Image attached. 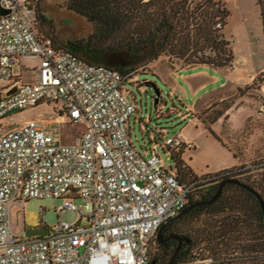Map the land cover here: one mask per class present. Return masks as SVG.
I'll use <instances>...</instances> for the list:
<instances>
[{
	"label": "built area",
	"instance_id": "obj_1",
	"mask_svg": "<svg viewBox=\"0 0 264 264\" xmlns=\"http://www.w3.org/2000/svg\"><path fill=\"white\" fill-rule=\"evenodd\" d=\"M0 126L9 111L61 104L69 125H82L73 143L62 139L59 118H37L0 133V264H148L158 229L189 202L190 187L167 167L185 145L180 132L138 149L130 120L139 109L125 79L111 68L57 50L33 29L25 0H0ZM24 58L39 65L34 83L13 74ZM190 147V145H186ZM57 199V223L44 235L13 229L11 209L29 199ZM81 201L77 207L73 200ZM75 211L72 223L60 220ZM201 262V261H197ZM196 262V263H197ZM211 260H204L210 264Z\"/></svg>",
	"mask_w": 264,
	"mask_h": 264
},
{
	"label": "trees",
	"instance_id": "obj_2",
	"mask_svg": "<svg viewBox=\"0 0 264 264\" xmlns=\"http://www.w3.org/2000/svg\"><path fill=\"white\" fill-rule=\"evenodd\" d=\"M227 1L68 0V10L92 23L94 32L85 39L59 41L53 20L40 7L42 0H25L34 11L32 25L39 38L50 39L57 50L69 52L87 64L118 71L125 79V86L140 74L139 70L145 71L159 60H165L175 70L195 67L232 69L235 63L232 42L224 34L230 17ZM257 6L264 40V0H257ZM263 78L264 70L250 84L238 87L237 95L210 106L211 113L202 124L224 147L228 148L214 134L211 125L225 115L234 100L248 96L250 90H259ZM125 91L129 94L126 88ZM58 115L63 116V112L59 110ZM163 131L158 133L159 139ZM226 132L228 129L223 127L224 136ZM185 148L187 146L183 145L173 150L170 161L175 171L169 167L181 183L190 187L188 205L212 198L219 183L226 178L245 184L258 193L264 202V171L258 173L259 178L255 180H251L249 175L251 171L264 169L263 166L249 171L244 169V165H238L214 175L198 177L182 159ZM233 156L241 164L238 156L234 153ZM204 215L221 218L202 224L198 230L189 228L191 222ZM179 225L186 228H178ZM171 235L190 241L181 245L174 264H197V261L206 259L211 260L210 264H264L262 211L256 197L238 185L225 184L215 202L192 208L178 216L173 221ZM201 243L207 244L204 251H199L202 249L198 246L196 248ZM176 246L175 240L160 246L155 239L148 264H168ZM237 249L247 254L235 259L232 254Z\"/></svg>",
	"mask_w": 264,
	"mask_h": 264
},
{
	"label": "rangeland",
	"instance_id": "obj_3",
	"mask_svg": "<svg viewBox=\"0 0 264 264\" xmlns=\"http://www.w3.org/2000/svg\"><path fill=\"white\" fill-rule=\"evenodd\" d=\"M67 3L68 0H42L40 7L53 20L55 35L59 41L87 38L94 32V25L68 10ZM227 3L230 17L224 28V34L232 42L235 56L232 69L216 72L210 68H197L190 71L195 73L200 71V73L193 75L187 81L176 79L173 85L168 79V74L175 69L165 60H159L145 71L139 70L140 74L126 85L129 92L128 99L139 109L138 119L134 120L133 117L130 120V133L134 145L141 149L148 142L149 146L147 131L158 138V133L165 130L162 134L164 139L180 131L186 138V142L184 141L186 145L192 144L184 149L182 159L198 177H207L232 168L233 154L228 152V148L238 156L241 160L239 166L244 165L245 170L264 167V108H262L264 78L259 90H250L248 96L234 100V104L225 112V115L211 125L212 131L219 137L224 138L228 133L227 138L222 140L228 148L218 142L202 124V121L211 113L210 106L217 103L215 99L218 96L225 95L227 97L224 99H227L237 95L238 87L243 88L250 84L264 70V40L257 0H228ZM38 65L39 60L36 58L21 59L14 66L13 74L20 79L21 83H34L37 79L35 68ZM225 76L227 85L225 88L216 90L220 82H224ZM202 85L205 87L200 89ZM195 104L198 111L194 117L188 116L184 120L181 119V115L188 113L187 108H193ZM207 105L210 106L205 108ZM60 108V103L57 106L42 103L37 107L14 113L1 122L0 130L5 131L12 126H19L37 118H59ZM59 119L62 120L60 126L62 139L66 143H73L83 126L69 125L65 117ZM248 120L250 121L247 123ZM229 122L232 129H243L237 134H231ZM223 127L228 129L225 136L222 134ZM159 152L165 165L171 166L175 171L172 161L167 160L166 156ZM262 171L264 169L251 171L249 173L251 180L258 179V173ZM73 202L80 207L79 199H74ZM61 204L62 200L32 198L23 201L21 205H15L11 209L14 231L20 232L23 226L25 230L39 228L41 208L45 209L47 226L53 227L57 223L54 210ZM220 218L221 216L212 218L211 215H204L197 221L191 222L189 228L198 230L202 224ZM76 219L77 213L70 210L65 211L60 217V220L65 223H72ZM178 228L183 229L186 226L179 225ZM197 246L202 249L199 251H204L207 244H198L196 248ZM243 254L247 253L237 249L232 256L235 259H241ZM197 264H204V260Z\"/></svg>",
	"mask_w": 264,
	"mask_h": 264
},
{
	"label": "water",
	"instance_id": "obj_4",
	"mask_svg": "<svg viewBox=\"0 0 264 264\" xmlns=\"http://www.w3.org/2000/svg\"><path fill=\"white\" fill-rule=\"evenodd\" d=\"M72 12V11H71ZM7 11L3 10L1 7H0V15H4L6 14ZM74 13V12H73ZM77 15V14H76ZM79 16V15H78ZM19 112L18 110H12V111H9L7 114H11V113H17ZM225 184H234V185H238L246 190H248L250 193H252L256 199L258 200L259 202V205H260V209L262 211V218H263V222H264V202L261 198V196L256 193L254 190H252L251 188H249L248 186H246L245 184L239 182L238 180L236 179H233V178H226V179H223L220 183H219V186H218V189L216 191V193L213 195L212 198H210L209 200L207 201H202V202H197V203H193L191 205H188L185 209H183L177 216H175L174 218L170 219L168 222H166L165 224H163L157 231V234H156V240L157 242L161 243L162 240H161V237H162V228L164 226H166L169 222L173 221L174 219H176L178 216H181L182 214H184L185 212H187L188 210L192 209V208H195V207H198V206H204V205H210L212 204L213 202L216 201V199L220 196L221 194V191H222V188ZM47 230L46 229H42V228H36V229H29V230H26V235L29 236V237H32V236H40V235H44L46 234ZM166 240H175L177 242V246L175 248V251L172 255V257L170 258L169 260V263L168 264H174V261L176 260V257L177 255L179 254V251H180V248H181V245L183 243H186V244H189L190 241L188 238H185V237H180V236H176V235H171L169 236L168 238H166Z\"/></svg>",
	"mask_w": 264,
	"mask_h": 264
},
{
	"label": "crops",
	"instance_id": "obj_5",
	"mask_svg": "<svg viewBox=\"0 0 264 264\" xmlns=\"http://www.w3.org/2000/svg\"><path fill=\"white\" fill-rule=\"evenodd\" d=\"M38 60V59H37ZM197 68H204V67H195V68H187V69H179V70H174V71H172L171 73H169L168 75V79H169V81H170V83H172L173 85H175V80L176 79H180V80H189L193 75H195V74H198V73H200V71L198 72V73H195V72H192V71H190V70H196ZM216 72H220V71H223V70H215ZM187 72H189V74L187 73ZM226 77V76H225ZM19 79V78H18ZM227 77L225 78V80H224V82H220V85H219V87L216 89V90H219V89H222V88H225V86L227 85ZM20 80V79H19ZM234 86H236V84L234 85ZM205 87V85H202L201 87H200V89L201 88H204ZM225 97H227V96H225V95H220V96H218L216 99H215V101H221L222 99H224ZM196 105L197 104H195V106L193 107V108H187V110H188V113L187 114H185V115H181V119H186L188 116H193L194 117V114L198 111V109L196 108ZM210 105H207L205 108H208ZM204 108V109H205ZM201 109H203V108H201ZM179 116V115H178ZM197 118V117H196ZM1 127V126H0ZM229 127L231 128V132L232 133H238V132H240L242 129H239V130H234V129H232V127H231V124H230V122H229ZM2 131L0 130V133H1ZM180 132V131H179ZM180 134H181V137H183V139H185V140H183V142L185 141L186 142V138L182 135V133L180 132ZM220 138H222L221 136H220ZM224 138H222V140H223ZM184 142V144L186 145V143ZM190 146H192V144H190ZM228 152L229 153H231V154H233L229 149H228ZM233 161H234V163H233V166H232V168L233 167H236V166H238L239 164H240V162H239V160L237 159V158H235L234 156H233Z\"/></svg>",
	"mask_w": 264,
	"mask_h": 264
},
{
	"label": "flooded vegetation",
	"instance_id": "obj_6",
	"mask_svg": "<svg viewBox=\"0 0 264 264\" xmlns=\"http://www.w3.org/2000/svg\"><path fill=\"white\" fill-rule=\"evenodd\" d=\"M173 221L169 222L166 226H164L162 228V237H161L162 242L159 243L156 240V242H157L158 245H160V246L166 245L169 241H171V240H166V238H168L169 236H171V232L173 230Z\"/></svg>",
	"mask_w": 264,
	"mask_h": 264
}]
</instances>
